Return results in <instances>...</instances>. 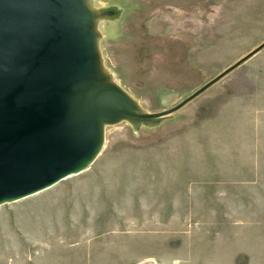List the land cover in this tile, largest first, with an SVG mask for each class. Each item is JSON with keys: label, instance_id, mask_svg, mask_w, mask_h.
<instances>
[{"label": "rangeland", "instance_id": "374dc122", "mask_svg": "<svg viewBox=\"0 0 264 264\" xmlns=\"http://www.w3.org/2000/svg\"><path fill=\"white\" fill-rule=\"evenodd\" d=\"M105 67L150 112L264 41V0H98ZM177 101L170 104V98ZM0 264H264V49L91 167L0 205Z\"/></svg>", "mask_w": 264, "mask_h": 264}, {"label": "water", "instance_id": "95a60500", "mask_svg": "<svg viewBox=\"0 0 264 264\" xmlns=\"http://www.w3.org/2000/svg\"><path fill=\"white\" fill-rule=\"evenodd\" d=\"M98 0H0V205L88 170L106 128L157 126L264 49L168 109L147 111L105 67ZM177 95L170 98V104Z\"/></svg>", "mask_w": 264, "mask_h": 264}, {"label": "bare ground", "instance_id": "6f19581e", "mask_svg": "<svg viewBox=\"0 0 264 264\" xmlns=\"http://www.w3.org/2000/svg\"><path fill=\"white\" fill-rule=\"evenodd\" d=\"M109 127H112V126H108L107 128H109Z\"/></svg>", "mask_w": 264, "mask_h": 264}]
</instances>
